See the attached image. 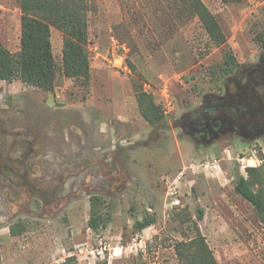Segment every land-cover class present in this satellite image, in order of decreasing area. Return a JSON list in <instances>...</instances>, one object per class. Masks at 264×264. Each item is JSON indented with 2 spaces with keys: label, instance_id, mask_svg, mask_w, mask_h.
Instances as JSON below:
<instances>
[{
  "label": "rangeland",
  "instance_id": "1",
  "mask_svg": "<svg viewBox=\"0 0 264 264\" xmlns=\"http://www.w3.org/2000/svg\"><path fill=\"white\" fill-rule=\"evenodd\" d=\"M198 1L224 44L180 0H89L87 80L62 76L63 34L51 27L52 90L0 81V111L17 133L11 172L0 168V264H178L174 246L194 223L218 264H264V221L233 190L235 173L256 168L264 192V129L203 132L236 80L264 67V0ZM20 16L18 0H0V44L13 55ZM139 93L160 123L143 119ZM238 157L252 159L245 172ZM213 159L219 169L202 171ZM93 213L110 219L96 232ZM148 215L154 225L133 231Z\"/></svg>",
  "mask_w": 264,
  "mask_h": 264
},
{
  "label": "trees",
  "instance_id": "2",
  "mask_svg": "<svg viewBox=\"0 0 264 264\" xmlns=\"http://www.w3.org/2000/svg\"><path fill=\"white\" fill-rule=\"evenodd\" d=\"M20 5L19 50L11 54L0 44V81L11 83L19 80L23 84L39 90L50 91L56 76V64L50 41V28L61 31V68L66 79H85L89 77L87 56L86 15L89 0H18ZM183 10L198 16L209 39L215 45L225 43V37L210 13L198 0H180ZM224 2L239 0H223ZM225 64L237 66L234 57L229 56ZM141 116L149 125L162 121V113L148 97L138 94L136 98ZM245 176L235 173L234 192L246 201L254 212L264 221L263 176L259 169L248 168ZM254 186H259L255 191ZM203 211L197 210V219L202 220ZM110 219L105 215L92 214L87 228L96 232L104 228ZM155 223L153 216H145L133 225V231L141 232ZM194 237L179 241L174 250L178 264H218L208 247L205 237L193 224ZM22 229L10 228L11 235H18ZM65 261L62 264H68Z\"/></svg>",
  "mask_w": 264,
  "mask_h": 264
},
{
  "label": "flooded vegetation",
  "instance_id": "3",
  "mask_svg": "<svg viewBox=\"0 0 264 264\" xmlns=\"http://www.w3.org/2000/svg\"><path fill=\"white\" fill-rule=\"evenodd\" d=\"M242 79L243 75L236 80L233 100L229 99V96H223L217 102L216 119L205 118L212 129L208 126L207 130H203L204 133L215 132L218 135L228 134L230 138L238 136L239 139H247L255 137L260 128L264 129V67L252 65L245 77V86L242 85ZM253 115L258 118L256 125L251 122ZM12 123V120H8L0 111V168L10 172L8 166L11 153L17 146L15 142L17 133H14ZM29 152L30 148L23 155L25 159Z\"/></svg>",
  "mask_w": 264,
  "mask_h": 264
},
{
  "label": "built area",
  "instance_id": "4",
  "mask_svg": "<svg viewBox=\"0 0 264 264\" xmlns=\"http://www.w3.org/2000/svg\"><path fill=\"white\" fill-rule=\"evenodd\" d=\"M118 66H120V65H118ZM226 156H227L228 159L231 158V155H230L229 151H226ZM251 160L252 159H246L244 157H238L236 159V161L241 164V170L243 172H245V170H246L245 168L247 166H250L248 164L245 165V163L246 162L249 163V161H251ZM219 162H220L219 160L213 159L211 161H203L202 163L199 164V166L202 169V171H204L206 173H210V172H214L216 169H219V167H220Z\"/></svg>",
  "mask_w": 264,
  "mask_h": 264
}]
</instances>
